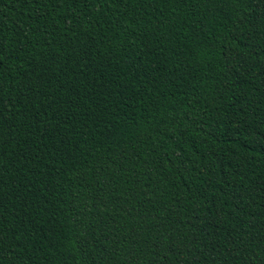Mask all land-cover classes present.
I'll return each instance as SVG.
<instances>
[{
    "label": "trees",
    "instance_id": "trees-1",
    "mask_svg": "<svg viewBox=\"0 0 264 264\" xmlns=\"http://www.w3.org/2000/svg\"><path fill=\"white\" fill-rule=\"evenodd\" d=\"M0 264H264V0H0Z\"/></svg>",
    "mask_w": 264,
    "mask_h": 264
}]
</instances>
